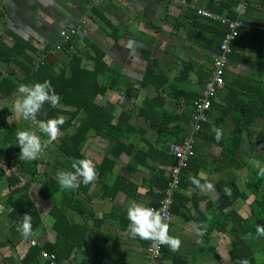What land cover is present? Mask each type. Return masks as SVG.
<instances>
[{
	"label": "crops",
	"instance_id": "obj_1",
	"mask_svg": "<svg viewBox=\"0 0 264 264\" xmlns=\"http://www.w3.org/2000/svg\"><path fill=\"white\" fill-rule=\"evenodd\" d=\"M182 1L104 0L95 5L93 0H0V56L12 60L0 62V79L15 73L20 84H25L22 80L30 66L28 58L34 57L38 65H49L46 79H52V75L57 78L62 72L66 78L74 75L79 91L83 88L100 94L95 102L110 111L114 124L125 119V136L118 142L92 131L83 147L85 158L91 159L95 167L107 157L114 168L106 181L96 179L86 191L76 189L87 219L72 209H67L66 218L70 225H87L90 232L82 243L74 244L73 252L61 264H234L229 256L230 237L221 231H209L206 218L214 215L228 196L222 189L231 191L233 185L249 199H237L232 208L243 217L250 215V199L254 196L244 190L247 172L238 169L225 150L240 143L244 150L238 155L241 162L253 161L250 163L255 165V161H261L253 151L264 146V55H259L262 58L257 62V52L264 45V0H240L251 2V7L247 6L235 20L242 21L243 30H250L244 43L228 57L225 84L213 100L205 133L194 137L196 154L183 178L185 186L178 191L177 211L169 225V234L182 241L180 250L172 252L166 246L155 261L147 252L151 242L132 239L127 233L131 201L152 207L162 199L167 186L162 184L172 166L168 148L172 142H181L179 138L191 136V100L194 95L200 96L211 78L227 32L220 22L196 16L197 8L209 10L213 0H185V5ZM222 15L231 19L228 11ZM75 24L81 26V31L73 45L55 50L61 33ZM101 90L105 93H99ZM16 98L17 89L6 97L0 93V111L8 110L5 122L0 121V204L5 207L0 214V264H21L30 247L41 248L36 264H44L48 261L41 256L45 245L54 247L58 242L51 212L63 201L66 189L52 199H42L41 185L30 186L28 196L44 228L23 238L8 217L6 204L15 189L9 188L7 178L17 170L12 166L19 148L16 134L32 130L44 140L47 137L30 121L14 116L12 104ZM51 107L46 104L40 118ZM71 111L66 108L61 116L67 120ZM84 115L79 114L76 124ZM213 128L223 129L220 141L215 139ZM180 129L182 134L178 133ZM63 134L60 131L58 141L53 142L57 147ZM57 147L46 150L54 154L52 159L39 157L55 180L57 172L69 171L66 166L70 165V160L58 154ZM142 154L148 157L142 158ZM189 176H197L201 183L211 182L214 191L195 188ZM34 188L38 200L33 199ZM198 224L207 225L203 246L197 243ZM31 240L38 244L31 246ZM59 243L62 246L63 239Z\"/></svg>",
	"mask_w": 264,
	"mask_h": 264
},
{
	"label": "trees",
	"instance_id": "obj_2",
	"mask_svg": "<svg viewBox=\"0 0 264 264\" xmlns=\"http://www.w3.org/2000/svg\"><path fill=\"white\" fill-rule=\"evenodd\" d=\"M237 2L238 0H213L209 4L210 7L208 9L219 15H222L225 13V11H228V16L235 20L239 17V14L234 11L236 5L238 4ZM247 2L249 7L251 2ZM196 16L199 18L197 14ZM249 30L250 29L245 31V29H242L240 31V36L236 42L234 51H236L238 47L244 43L243 38L246 36V32ZM71 45H73V40L66 44L63 49L70 48ZM262 47H264L263 44L261 45L260 50L257 52V62L262 58L259 57V55H264V48ZM13 54L15 55L16 52L13 51ZM28 59L30 66L25 69L26 74L22 82L26 85H33L35 83L48 80L46 79V75L49 70L51 71L49 65L46 62L38 65V63L35 62L34 57ZM10 61H12L10 57L4 58L2 55L0 56V62L4 63ZM50 78L52 79L49 81H51L55 91L60 95L61 102L58 106L51 107L49 111H47L40 119L47 120L61 116L66 108H71L74 110L69 113V118L65 120V124L61 126L60 131H63L64 134L61 135V143L57 147L58 154L63 155L65 158L70 160V165L68 164V167L66 166V168L67 170L72 171V163L79 159L85 158V155L83 154V147L92 131H96L99 136L106 138L111 142H118L125 136V119L122 118V121H118L117 124H114V117L111 116L110 111L107 108H104V106H99L95 102V97L100 94L87 89L83 90V88H81L79 91L74 75L66 78L65 72H62L57 78H55L54 75L50 76ZM19 85L20 81L17 79L16 74H9L7 77L0 79V93H2L4 97L10 96L14 91H16ZM99 93L102 94L105 92L101 90ZM202 94L203 92L200 94V96L194 95L193 99L191 100L192 103L194 104V102L198 100ZM214 104L215 103L212 104L208 115L212 112ZM0 112V121L5 122L8 115V110L4 109ZM80 113L85 114L84 118H81L80 121L78 120V124H76L77 117ZM154 117H156V115ZM190 119V117H187V122H190ZM206 126L207 124H204L203 130L200 134L203 135L205 133L207 128ZM68 128H74L73 133L67 132ZM181 130L182 129L178 131L179 134H182ZM171 131L173 130L171 129ZM171 131L166 130V132L172 133ZM173 133L174 135L177 134L174 131ZM241 134L242 131L239 133V135ZM176 136L179 138V135ZM179 140L182 141V138H179ZM224 146L227 147L226 145H223V147ZM243 151L244 150H242L239 143V145L231 147L228 150L226 148L225 153L231 158L233 162H237L238 169H243L247 172L244 190L250 194H253L254 196V198L250 199L252 200L249 205L250 215L248 217H243L237 213V210L232 208L237 199L242 198L245 201L249 199L247 193H241L240 187L233 185L231 195L226 196L218 211H216L214 215H211L210 217L208 216L206 220L210 224L209 231H221L223 233H227L230 237L231 242L229 256L234 264H239L241 260H247L249 264H264V260H262L264 259V237H258L256 235V225H264V178L258 177V169L255 167V165L250 164L249 162H241L239 160L238 155L243 153ZM114 155L117 156L118 154L114 153ZM106 156L107 155H105V157ZM145 157H148L147 154H142V158ZM40 158H37L33 161H25L20 157V147L16 148L15 159L13 160L12 166L16 167L17 170L16 173H12L10 177L7 178L9 188H15L12 190L11 195L6 203L8 212L7 215L14 223L15 227H17L22 222L21 217L24 214L27 213L31 215L33 233L39 229H43L44 225L41 216L38 214V212H36L33 203H31L30 196H28L30 186H32L33 183L41 185L40 197L42 199H52L62 190L57 180L49 175V171H47L46 166L43 165V161ZM171 158V164L174 165L175 160L172 155ZM56 163L60 165V162H57V160ZM190 166L191 161L188 168L183 171L179 189H182L185 186L183 178ZM113 168L114 163L106 157L104 162L100 166L96 167L98 172L97 179H99L101 182L106 181L108 175L113 171ZM165 180L166 182L162 184V187H165L168 184L169 178L167 177ZM91 185L92 184L85 186L81 184L79 190L86 191ZM222 190L225 192V187ZM177 192L175 193V199L172 206L173 214L177 211L175 203V200L179 196V192ZM64 193L66 196L64 197L63 201L57 203L51 212V215L56 220L55 227L58 234V242L54 245V247L49 243L44 247L47 252L52 254L54 253V255L56 254V264H61V261L64 258L68 259L73 252V248L75 247L74 244L82 243L85 238H88L90 232V228L87 225L83 227L80 225L69 224L66 218L67 209H72L76 213L80 214L81 217L87 219L83 211L85 205L82 202V199L77 196V190H65ZM68 200H70V202H68ZM226 209H228L227 212L225 211ZM59 239H63L64 241L62 246L61 243H59ZM64 247L66 248L65 250ZM165 250L166 246L164 245L163 253ZM40 251V247H30L26 257L21 260V264L38 263V260L40 259ZM13 264H16V262ZM44 264L53 263L51 261H46Z\"/></svg>",
	"mask_w": 264,
	"mask_h": 264
},
{
	"label": "clouds",
	"instance_id": "obj_3",
	"mask_svg": "<svg viewBox=\"0 0 264 264\" xmlns=\"http://www.w3.org/2000/svg\"><path fill=\"white\" fill-rule=\"evenodd\" d=\"M234 11L239 15H243L246 11V5L241 2L236 5ZM60 102L61 97L55 91V88L49 80L33 85L20 84L18 86L17 98L12 104L14 116L22 118L25 121H30L38 128L40 133L47 137L46 141L42 140L41 135H38L37 132L32 130L17 132L16 144L20 147V157L25 161L37 159L50 144L58 141L61 126L66 122L64 117L58 116L43 120L38 119V116L45 104L56 107ZM213 132L217 141L223 138V129L213 128ZM197 135H194V137ZM71 167L73 169L72 171L61 170L57 172L56 180L61 189L76 190L81 184L87 186L96 181L98 172L91 159H79L74 161ZM255 167L258 169V177L264 178V166L261 165L260 161H255ZM188 179L195 188L201 191H214V185L211 182L205 181L201 183V180L197 176H189ZM225 195H231L230 189H225ZM127 218L129 220L127 233L130 238L150 241L152 246L157 249L161 245H165L172 252H178L180 250L182 241L178 237L169 234L170 226L167 222L166 214L162 210L145 206L133 200L127 208ZM21 221L17 226V231L23 238L28 239L33 235L32 216L26 213L21 217ZM206 230L207 225L198 224L195 226V234L198 237L197 243L201 246L204 244L202 237ZM256 235L258 237H264V225H256ZM239 264H249V262L247 260H241Z\"/></svg>",
	"mask_w": 264,
	"mask_h": 264
},
{
	"label": "built area",
	"instance_id": "obj_4",
	"mask_svg": "<svg viewBox=\"0 0 264 264\" xmlns=\"http://www.w3.org/2000/svg\"><path fill=\"white\" fill-rule=\"evenodd\" d=\"M104 0H93V4H100ZM182 3L185 5L186 1ZM246 7L247 1H244ZM197 15L202 18L213 19L220 22L227 29V32L223 38V42L220 45V55L216 57L213 64V73L211 78L205 85L202 96L196 100L193 104L192 115V135L185 138L180 143H171L169 150L174 157V165L170 168L169 181L166 188L162 191V199L158 206H152L153 208L162 210L166 214L167 222L171 223L173 219L172 206L174 203L175 193L178 191L183 171L188 168L191 159L195 156V141L194 135L199 134L203 130V126L209 120L208 112L211 110L213 100L217 96L218 90L225 84V71L228 64V57L234 51L236 42L240 36V31L243 28V23L240 20L230 19L224 15H218L212 13L209 10H203L197 8ZM81 31V26L75 24L73 27L64 30L61 33V41L56 45V50L61 51L63 47L71 42L75 36ZM5 210L3 204H0V214ZM31 246H36L38 242L31 240ZM163 247L161 245L159 249L154 248L152 243L147 248L149 257L152 260H159L163 254ZM41 256L43 259L51 261L56 264L57 259L54 254H50L46 251H42Z\"/></svg>",
	"mask_w": 264,
	"mask_h": 264
},
{
	"label": "rangeland",
	"instance_id": "obj_5",
	"mask_svg": "<svg viewBox=\"0 0 264 264\" xmlns=\"http://www.w3.org/2000/svg\"><path fill=\"white\" fill-rule=\"evenodd\" d=\"M46 110V104L44 105V107H43V109L41 110V113H40V115L38 116V119L40 118V116L43 114V112ZM36 130H37V128H36ZM42 140H44V139H42ZM46 141V140H45ZM56 147H57V145H54L53 143L52 144H50L49 145V147L46 149V150H55L56 149ZM46 150L41 154V156L42 155H46V158H48V159H52V157L54 156V154H49V153H47L46 152ZM254 150V149H253ZM253 150H250V151H253ZM50 152V151H49ZM52 152V151H51ZM254 153H255V155H256V157H260V159H261V161H260V163H261V165L262 166H264V146L263 145H261V147H260V149H256L255 151H253ZM53 155V156H52ZM40 157V156H39ZM38 157V158H39ZM249 157V152L247 151L246 152V159ZM249 159H247V161H248ZM251 163L253 162V161H250ZM249 162V163H250ZM250 163V164H251ZM32 196H33V199L34 200H38L39 198H38V195H37V188H34V191H33V193H32ZM262 259V258H261ZM262 260H264V259H262Z\"/></svg>",
	"mask_w": 264,
	"mask_h": 264
},
{
	"label": "bare ground",
	"instance_id": "obj_6",
	"mask_svg": "<svg viewBox=\"0 0 264 264\" xmlns=\"http://www.w3.org/2000/svg\"><path fill=\"white\" fill-rule=\"evenodd\" d=\"M222 43V42H221ZM177 192V191H176ZM175 199V198H174Z\"/></svg>",
	"mask_w": 264,
	"mask_h": 264
}]
</instances>
